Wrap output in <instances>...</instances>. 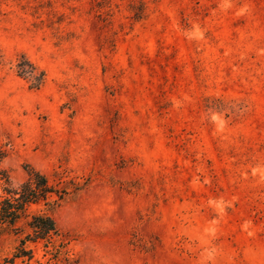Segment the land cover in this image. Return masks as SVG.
Returning a JSON list of instances; mask_svg holds the SVG:
<instances>
[{"label": "rangeland", "instance_id": "374dc122", "mask_svg": "<svg viewBox=\"0 0 264 264\" xmlns=\"http://www.w3.org/2000/svg\"><path fill=\"white\" fill-rule=\"evenodd\" d=\"M0 152L66 192L0 261L48 214L14 264H264V0H0Z\"/></svg>", "mask_w": 264, "mask_h": 264}, {"label": "trees", "instance_id": "16d2710c", "mask_svg": "<svg viewBox=\"0 0 264 264\" xmlns=\"http://www.w3.org/2000/svg\"><path fill=\"white\" fill-rule=\"evenodd\" d=\"M137 18V16H135ZM16 74L28 82L30 88L36 89L43 81L44 74L38 71L23 56H20L15 64ZM2 153L0 152V161ZM26 179L16 189L7 185V176L0 166V236L8 231L17 230V222L24 215L27 207L31 204L43 202L49 205V199L54 196L51 202L57 203L66 195L63 183L56 180L50 182L44 174L27 167L25 170ZM28 233L19 240L13 254L4 258L0 264H14L16 260L26 262L32 259L31 249L25 247L26 242L35 243L45 241L50 243L54 236H58V229L54 220L48 214H33L27 223Z\"/></svg>", "mask_w": 264, "mask_h": 264}]
</instances>
